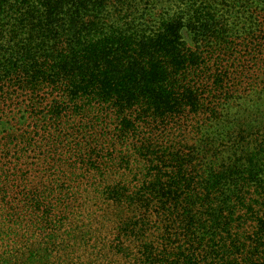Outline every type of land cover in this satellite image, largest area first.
Returning <instances> with one entry per match:
<instances>
[{"label": "trees", "instance_id": "trees-1", "mask_svg": "<svg viewBox=\"0 0 264 264\" xmlns=\"http://www.w3.org/2000/svg\"><path fill=\"white\" fill-rule=\"evenodd\" d=\"M242 52L264 55V0H0V100L4 88L49 91L58 99L43 119L55 125L97 112L77 143L52 142L67 153L52 151L43 181L1 207L0 264H94L78 252L86 239L123 264H264V82L221 101L222 115L204 104L227 91L226 72L205 69L221 62L228 81H243ZM203 113L193 143L127 144L143 127ZM89 205L99 208L87 220ZM31 240L23 260L13 255ZM56 248L64 260L51 258Z\"/></svg>", "mask_w": 264, "mask_h": 264}, {"label": "rangeland", "instance_id": "rangeland-1", "mask_svg": "<svg viewBox=\"0 0 264 264\" xmlns=\"http://www.w3.org/2000/svg\"><path fill=\"white\" fill-rule=\"evenodd\" d=\"M142 8V3L138 2L137 11H142ZM260 51L261 50H258L252 53H258ZM241 65L245 70L243 75L244 80L242 81V78H238L234 83L228 81V68L225 65L222 66L221 62H216L214 65L205 69L207 75L213 74L211 69L216 66L213 68V70H217V73L226 72L227 82L223 84V86H226L227 91L225 89L222 91V94H217L212 99L211 103H209L207 100H204L205 106L209 105L210 109L211 107L216 108L220 115H222L224 113V108L222 105L223 102L221 101H225L231 97L250 96L252 95V92L250 91L253 86H257L259 88L262 87L261 84L264 82V55L260 54L257 59H255L249 54L242 52ZM232 70L233 68L231 71ZM234 75L235 74L232 72V76ZM216 87L217 86L213 83H206V89L209 91H214V88ZM3 92L5 94L6 100H0V201H2V204L0 203V215L3 214L1 207H11L13 203H18L21 200V196L24 192L21 191L20 185H22V187H26V189H29L32 185L43 181L45 175L49 171L48 169L53 163V159L51 158L52 151H54L55 155L58 157H64V154L67 153V148L56 145L53 146L52 142L55 141L58 136L69 137L72 135V137H74L71 138L73 139V143H77L81 137L80 131H82L84 127V129L92 127L88 121L90 120L91 116H96L95 114H97V112L95 114L91 113L90 117L83 116L82 118L81 115H76L75 112H69L67 113V116L64 118V120H60V123L62 122L61 124L56 123L55 125L54 121L51 120L50 117L43 119V116L47 114V107L51 104V101L56 103L58 99L55 94L44 90L38 94L36 93L32 95L28 92H23L13 87L7 89L4 88ZM255 112L256 110L253 108L252 110L245 113L244 118L250 119L252 116H248V113H252V115H254ZM207 116L210 117V115H205L204 113L198 116L193 115L188 121H185L186 119L168 118L163 123H159L153 127L150 126V129L143 127L142 130L140 129L142 133L139 135V137L132 138V140L128 141L127 144L132 146V144L138 143V145H140L147 138H150V141H160L164 144L167 142V139H164L166 137L169 139H177L178 141L181 138H184L193 143L195 140H198L199 136L201 135L200 131H194V126L201 125ZM253 118L254 117H252V120ZM257 119L262 123L264 122V117ZM64 121H67L68 123H65ZM111 123L113 129L116 125V122L111 121ZM249 124H253V121H249ZM180 129L183 130V135L179 136L178 131ZM89 132L90 129L88 130V133ZM143 134L145 137L144 140L142 138ZM91 135L93 136V134ZM47 141H50V146H46ZM82 150H84V148H82ZM142 167L143 164L141 167H139L136 163L135 167L133 168V173H140ZM98 208L99 207L96 205H89L83 208L85 215H87V220L93 219L91 218L92 215H98L96 213ZM104 208H106V206H104ZM109 208L113 207L109 206L108 209ZM102 212H104V210H102ZM58 213L59 211H55L52 214L57 215ZM60 217H64V215H61ZM87 220L81 221V224L86 225ZM104 223L105 220L100 217L96 222V225H103ZM107 228L111 229L110 227ZM63 229H65L64 226ZM105 233V230H101L100 233L92 232V235L90 236L93 239H97L104 236ZM46 235L48 234L46 233L43 235L40 240V244L43 241H47L45 238ZM92 243L93 240L87 242L86 239L85 247L82 248L84 251H78L81 253V256L84 257L85 263L123 264V260L121 262V260L116 256H112L106 261L101 258L99 253H92L89 251L88 248L92 245ZM27 245H33L31 248H35L36 243L33 242V240L29 242H23V245L20 247L22 249L19 248L20 250H17L18 248L16 245L12 246L14 248L13 255L17 254L16 252L19 253L21 251L23 253L21 260H23L29 249H31ZM87 245L89 246L86 249ZM50 251L52 259L55 258V260H64L62 257L63 251L61 248L58 249L57 252H54L53 249ZM11 260L13 259L11 258Z\"/></svg>", "mask_w": 264, "mask_h": 264}]
</instances>
